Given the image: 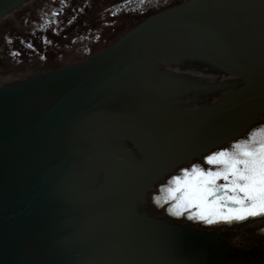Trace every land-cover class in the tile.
Listing matches in <instances>:
<instances>
[{"label": "water", "instance_id": "obj_1", "mask_svg": "<svg viewBox=\"0 0 264 264\" xmlns=\"http://www.w3.org/2000/svg\"><path fill=\"white\" fill-rule=\"evenodd\" d=\"M25 1L0 0V18ZM202 72L233 79L215 85ZM262 114L264 0L176 3L78 62L0 81V264H83L130 258L128 249L164 264H248L243 254L222 259L217 236L186 229L208 241L140 243L125 218L172 169L236 139ZM115 141L137 157L128 172L98 196H64L76 179L71 144L107 150Z\"/></svg>", "mask_w": 264, "mask_h": 264}, {"label": "flooded vegetation", "instance_id": "obj_2", "mask_svg": "<svg viewBox=\"0 0 264 264\" xmlns=\"http://www.w3.org/2000/svg\"><path fill=\"white\" fill-rule=\"evenodd\" d=\"M206 75L217 80L216 82H219L218 84L226 83L228 80V77L224 76L218 78L214 74ZM202 86H204L202 89L208 90L211 84L205 82ZM209 90H214V88L211 87ZM199 92L203 93L204 91L200 90ZM198 93L196 94H201ZM216 98L208 97L201 102H211ZM201 102H199V104ZM125 138L128 139V137ZM240 138L243 137L241 136ZM236 141L239 140L236 139ZM80 144L81 143H77L78 146L76 143L71 144L70 150L72 149L73 153L69 155L70 158H67V160L70 159V162L72 160L73 163L72 166H70L71 172L69 173L71 175L73 174L76 179H72V185L67 186L62 190L64 196L69 197V200L72 201H84L100 195L96 190H106V188L111 189L112 183L118 181V173L116 172L124 173L127 170V167L136 162L137 159L136 156L135 158L132 156L133 154L130 153V150L119 148L117 144H121L118 143V141L107 144L109 147L107 150L99 149L96 145L91 147L90 145ZM83 146H85L86 149L82 148ZM228 149L230 151L234 150L233 147ZM219 150L220 149H218V151ZM216 151L214 149L211 152L193 158L190 164H182L180 167L171 170L168 175L154 184L150 190L144 194L142 201L139 202L134 210L130 212L129 216L125 218V221H131L130 225L126 227V230L128 231L130 228L133 233L136 231L135 236L140 243H142V239L146 241L152 240L154 242L153 245H155V242L159 241L166 242L167 240L170 242L169 240L174 238H186L191 241L190 244H196L198 242L205 243L206 239V241H208L209 235H215L217 236L215 238H218L217 242H219V244L216 243V247L219 249L222 259H225L226 261L239 260L238 257L243 254L245 258L249 260L248 264H264V213L256 216H246L243 219L233 218L225 220L218 218L217 215L211 213L213 211L226 213L227 209H202L195 204H193L192 207L174 206L175 202L166 198L168 195V189L174 187L176 183L171 178L173 176L182 177L184 175V173L180 171L181 169H191L192 164H199L201 168L211 167L215 169L216 167H219L218 165H209L207 161L204 160L205 156ZM111 153L113 155H111ZM77 155L79 157H77ZM100 157H102V159ZM97 158H100V160H96ZM68 183H71V180H68L67 184ZM216 183L223 184L225 181L223 177H218ZM219 192L220 189H217L218 194ZM147 218L160 220L163 224L170 226V229L150 225L143 220ZM182 229H186L195 235L198 233L201 235H208V237L203 239L187 233L184 234L182 233ZM160 237H165L166 239H160ZM235 239H237L236 243L233 242ZM209 242L213 241L209 240ZM185 243L187 244V242ZM155 246H152L150 249L155 248ZM125 248L127 247H123V249ZM142 250L146 252L145 250L148 251L149 249L144 248ZM126 252H133L130 258L120 254L118 257H110L109 259L103 258L98 261H84L83 264H87L88 262H99L98 264H164L160 261H153L150 257H146L133 249H128Z\"/></svg>", "mask_w": 264, "mask_h": 264}, {"label": "rangeland", "instance_id": "obj_3", "mask_svg": "<svg viewBox=\"0 0 264 264\" xmlns=\"http://www.w3.org/2000/svg\"><path fill=\"white\" fill-rule=\"evenodd\" d=\"M44 1L27 0L0 18V81L78 62L103 49L148 13L185 0H69L67 4L63 0L51 11ZM38 8L52 14L54 23L43 29L19 30L21 21L13 14L21 10L32 14ZM263 122L264 116L252 128Z\"/></svg>", "mask_w": 264, "mask_h": 264}, {"label": "snow or ice", "instance_id": "obj_4", "mask_svg": "<svg viewBox=\"0 0 264 264\" xmlns=\"http://www.w3.org/2000/svg\"><path fill=\"white\" fill-rule=\"evenodd\" d=\"M204 160L219 167L192 164L191 169L180 170L182 177L171 178L176 183L166 198L174 201V206L227 209L226 213H211L225 220L264 213V139L236 141L234 150L223 148ZM218 177L225 183L217 184Z\"/></svg>", "mask_w": 264, "mask_h": 264}, {"label": "trees", "instance_id": "obj_5", "mask_svg": "<svg viewBox=\"0 0 264 264\" xmlns=\"http://www.w3.org/2000/svg\"><path fill=\"white\" fill-rule=\"evenodd\" d=\"M62 1L63 0H45L44 4L47 5L50 8V11H51V10H57L58 7H57V3L56 2L62 3ZM68 1L69 0H65V3L67 4ZM150 14H153V13H148L146 16H148ZM13 16H16L15 18L21 21L19 30L24 29V32H25V30H31V28H37V27L43 29V27L50 26L51 24H53L54 23V19H55V17H53L52 14H46L45 12H43V13L39 12V8L33 10L32 14L29 13V14L25 15V11L21 10V12H19L18 14L14 13ZM42 18H44V19L42 20ZM142 18H144V17H142ZM140 20H142V19H139L137 21L140 22ZM122 34H123V32H122ZM258 126L259 127H257V129H251V130L247 131L242 136L243 138H239L237 140H239V141H247L249 139H254V140L264 139V122L262 124L258 125ZM235 142L234 141L230 142L229 144H227L229 146L227 147V145H225L224 148L225 147L226 148H229V147H231V148L233 147L234 148Z\"/></svg>", "mask_w": 264, "mask_h": 264}, {"label": "bare ground", "instance_id": "obj_6", "mask_svg": "<svg viewBox=\"0 0 264 264\" xmlns=\"http://www.w3.org/2000/svg\"><path fill=\"white\" fill-rule=\"evenodd\" d=\"M16 81H18V80H14V82H16Z\"/></svg>", "mask_w": 264, "mask_h": 264}]
</instances>
